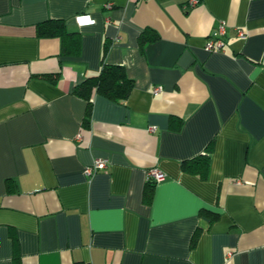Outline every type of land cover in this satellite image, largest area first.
<instances>
[{
    "label": "crops",
    "instance_id": "obj_1",
    "mask_svg": "<svg viewBox=\"0 0 264 264\" xmlns=\"http://www.w3.org/2000/svg\"><path fill=\"white\" fill-rule=\"evenodd\" d=\"M187 1L0 0V264H264V0ZM103 63L133 88L85 127L72 89ZM210 143L207 178L185 173Z\"/></svg>",
    "mask_w": 264,
    "mask_h": 264
},
{
    "label": "trees",
    "instance_id": "obj_2",
    "mask_svg": "<svg viewBox=\"0 0 264 264\" xmlns=\"http://www.w3.org/2000/svg\"><path fill=\"white\" fill-rule=\"evenodd\" d=\"M37 37L39 38H57L60 40V53L65 56H77L79 52V40L77 35L69 33L62 21H46L38 25ZM157 36L151 30H145L139 37V46L154 41ZM133 88V81L127 77L123 67L119 65H109L103 63L98 75L84 79L80 84L72 89L73 95L82 99L86 103L85 116L83 126H88L92 106L93 97L98 94L106 99L120 103L124 102ZM212 151V143H210L202 155L185 161L182 169L185 173L195 175L204 180L207 178L209 171V157ZM156 184L150 180L144 187L143 201L148 204L151 200L153 190ZM211 222L217 219L214 213L203 212ZM197 233L194 234L192 242L194 243Z\"/></svg>",
    "mask_w": 264,
    "mask_h": 264
},
{
    "label": "built area",
    "instance_id": "obj_3",
    "mask_svg": "<svg viewBox=\"0 0 264 264\" xmlns=\"http://www.w3.org/2000/svg\"><path fill=\"white\" fill-rule=\"evenodd\" d=\"M198 4V0H188L187 1V7H195ZM225 33V25L221 24L217 31H215L211 37L206 41L205 43V50L207 52H212V51H220V49L223 47V41L221 40V37ZM237 36L240 38H243L245 34L241 31H238ZM160 91V89L156 88L155 92ZM150 131H153L151 129ZM107 165V161L104 159H96L92 162V164L87 167L84 171V174L86 177H92L95 175L97 172L103 170ZM165 176L163 173L151 169L147 173V180L152 181L153 183L157 184L159 182L164 181Z\"/></svg>",
    "mask_w": 264,
    "mask_h": 264
}]
</instances>
